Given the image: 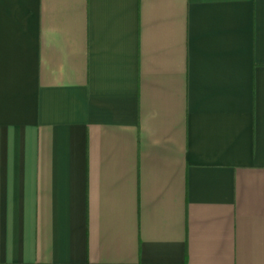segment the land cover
Masks as SVG:
<instances>
[{
    "label": "crops",
    "instance_id": "obj_1",
    "mask_svg": "<svg viewBox=\"0 0 264 264\" xmlns=\"http://www.w3.org/2000/svg\"><path fill=\"white\" fill-rule=\"evenodd\" d=\"M0 264H264V0H0Z\"/></svg>",
    "mask_w": 264,
    "mask_h": 264
}]
</instances>
